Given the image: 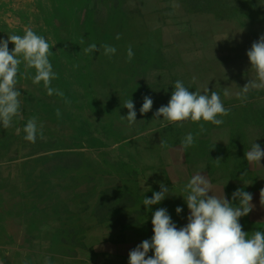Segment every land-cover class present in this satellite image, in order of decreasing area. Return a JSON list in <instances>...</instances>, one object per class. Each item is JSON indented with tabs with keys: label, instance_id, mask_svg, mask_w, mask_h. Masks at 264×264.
Returning a JSON list of instances; mask_svg holds the SVG:
<instances>
[{
	"label": "crops",
	"instance_id": "crops-1",
	"mask_svg": "<svg viewBox=\"0 0 264 264\" xmlns=\"http://www.w3.org/2000/svg\"><path fill=\"white\" fill-rule=\"evenodd\" d=\"M260 18L263 25L257 26L264 32V0H0V40L23 36L26 27L44 37L57 74L50 87L64 93L49 96L43 82L33 84L34 68L26 70L23 61L18 66L23 119L14 118L7 129L1 124L0 161L10 160L9 146L25 135L16 128L30 118L43 124V138L38 135L28 153L13 159L36 161L38 171L30 172L28 185L24 177H0V264H42L44 240L60 233L62 241H71L66 264H128L129 251L152 237V213L158 208H167L178 228L187 223L184 187L196 172L230 201L237 189L251 193L254 207L240 219L242 230L264 231V167L244 158L253 142L264 149V88L243 93L255 74L239 56L244 51L231 52L242 49L234 39L243 32L235 28L254 31L252 20ZM223 25L227 30L221 32ZM92 43L98 51L86 53ZM105 44L116 53L105 55ZM220 47L229 50L226 64L238 62L227 76L208 68L219 64ZM203 76H208L205 86ZM177 80L190 91L219 93L230 110L217 117L224 123L156 120ZM145 96L153 106L141 114ZM129 99L137 114L131 125L121 118L128 114ZM189 133L194 143L184 148ZM160 183L170 194L149 210L143 200L160 191ZM177 206L182 213H176ZM32 219L34 233L27 227Z\"/></svg>",
	"mask_w": 264,
	"mask_h": 264
},
{
	"label": "clouds",
	"instance_id": "clouds-1",
	"mask_svg": "<svg viewBox=\"0 0 264 264\" xmlns=\"http://www.w3.org/2000/svg\"><path fill=\"white\" fill-rule=\"evenodd\" d=\"M120 38V34H117L116 39ZM9 43L14 45L11 51ZM103 48L105 55H114L117 51L108 44L103 45ZM49 49L50 45L46 39L37 35L30 27L25 28L23 36L13 34L8 36L7 40H0V123L5 129L13 126L14 118L23 119L19 99L22 93L17 87L18 66L22 61L26 70L35 69L36 75L32 81L34 85L43 82L49 96H64L59 89L50 87L57 74L48 58ZM84 51L91 53L98 51V48L92 43ZM246 55L255 78L249 80L242 88L243 93H247L251 88H264V35L252 43ZM133 56L129 46L128 60L131 61ZM208 92L209 89L204 94L190 91L183 81L177 80L167 105L159 107L154 117H163V120L169 123L203 120L219 126L224 121L217 117L228 115L230 110L224 107L219 93L211 91L209 95ZM224 95H229L227 88ZM152 106V98L145 96L139 111L141 114L148 113ZM124 107L128 109V114L121 118L126 119L129 125L135 123L137 114L132 99L127 100ZM56 115H61L59 109L56 110ZM165 126L167 125L162 122V127ZM200 127L201 130L204 129L203 124ZM16 131H23L24 139L31 143L36 142L38 135L43 138V124L38 122L37 117L30 118L22 129L16 128ZM193 143L194 136L189 133L181 145L187 148ZM244 158L250 164L264 167L261 164L264 149L257 143H252L251 150L244 153ZM215 160L217 163L221 161L219 158ZM146 188L151 191L150 187ZM184 191L187 194L183 198L189 210L187 223L178 228L167 208H158L152 213V237L143 240L129 251L128 264H264V231L248 233L242 230L240 223V219L253 210L251 193L242 188L237 189L232 193L230 201L224 192H213L211 183L202 172H196L190 178ZM169 194L168 186L160 183V191L153 192L151 198L145 197L143 205L151 210L152 205L160 204ZM260 196L261 199L264 197V189L261 190ZM237 200L238 205H234ZM175 211L180 214L183 209L177 206ZM45 264H51L50 259H46Z\"/></svg>",
	"mask_w": 264,
	"mask_h": 264
},
{
	"label": "rangeland",
	"instance_id": "rangeland-1",
	"mask_svg": "<svg viewBox=\"0 0 264 264\" xmlns=\"http://www.w3.org/2000/svg\"><path fill=\"white\" fill-rule=\"evenodd\" d=\"M218 4H219L220 9L225 8V6H222L221 3H218ZM224 20H226V19H224ZM257 20L258 19L252 20V23L255 26H257V25L259 26V24L263 25L261 18H260V21H257ZM258 26H257V28H258ZM240 29H242V28H240ZM240 29L235 28L236 32L241 31L243 33L236 34L234 40H235V45H242V49H240V50L239 49H232L231 52L232 51H235V52L244 51V52H242L243 54L239 55V56L244 57L245 63L248 64L249 67H251V64H250L249 59L246 55V52H247V50H249L251 48V45L254 41L258 40L261 35H264V32H261L259 28L254 29V31L252 29L250 32L248 31L249 30L248 28L242 29V30H240ZM219 30H221V32H224V30H227V29H226V26L223 25L221 27V29H219ZM247 31L251 34L247 33ZM219 40H220V42H219V46H220V44L223 40L222 34H220ZM246 46H249V48H247ZM228 51L229 50H227L226 48L220 47L217 50V54H218L219 61H220L219 64L214 63V66L208 67L209 69H213V71L218 76H227L228 70L231 71L232 68L238 67V62L235 65H232V63L226 64V62H227L226 58L228 57V54H227ZM207 52L208 53H211V52L215 53V50H214V48H210V49L207 48ZM234 56H235V59H240V57H238L237 55L234 54ZM223 58H224V60H223ZM221 61L223 63H221ZM197 66H199V65H197ZM61 67H62V70L64 71L65 76H67V65H62ZM203 78H202V81L204 82V86H205L206 83H208V81H207L208 76H203ZM224 82H225V80H224ZM77 86L79 87V85H77ZM83 86H84V83H83ZM81 87H82V85H81ZM156 120H157V118H156ZM1 124L2 123H0V134H2V132H3ZM24 145H27V147ZM34 146H35L34 143L26 141L24 139V136H23V139L20 143L16 141V143L14 145H10L9 146V152L6 155L7 157L10 158V160L0 161V177L1 176L4 177V176L9 175V174H11L14 177H18L20 179H22L24 177V180H25L24 182H27V185H28V180H30L31 178H27V177L30 174V172L38 171L35 168L36 161H34L33 159L23 160L24 158L21 159L20 161H18L19 159H17V160H13V159L15 157H17L18 155L21 156L22 153H28L31 150L30 148H33ZM93 154L94 153L92 152V155ZM42 161L44 162L42 165H44L45 163H46V165L48 164V162L46 160H42ZM57 162H58V160L52 161V163H57ZM69 164H71V163H69ZM14 177H13V179H15ZM2 185L3 184H0V186H2ZM0 190H4V189L2 188ZM27 227H28V230H30V232L34 233V231H36L35 220L34 219L30 220ZM50 236H51V233H50ZM46 240H44V246H47V248H45L43 250H47V251H44L47 253L46 254L47 256H45L43 258L42 264H45L46 259H50L51 264H66V262L64 261V259H65L64 255L67 253V251H70L71 241H66V240L62 241L61 240V233L60 234H54L53 240H50V241H46ZM75 242H77V241L75 240ZM56 252H58L60 254H58L56 257H49V256H51L50 255L51 253H56ZM66 261H67V258H66Z\"/></svg>",
	"mask_w": 264,
	"mask_h": 264
}]
</instances>
